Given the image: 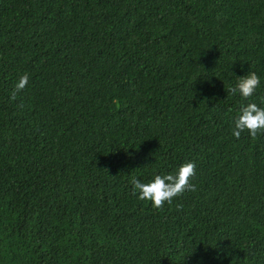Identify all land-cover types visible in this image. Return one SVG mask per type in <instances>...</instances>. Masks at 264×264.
Here are the masks:
<instances>
[{
    "label": "trees",
    "instance_id": "obj_1",
    "mask_svg": "<svg viewBox=\"0 0 264 264\" xmlns=\"http://www.w3.org/2000/svg\"><path fill=\"white\" fill-rule=\"evenodd\" d=\"M262 99L264 0H0V264H264Z\"/></svg>",
    "mask_w": 264,
    "mask_h": 264
},
{
    "label": "clouds",
    "instance_id": "obj_2",
    "mask_svg": "<svg viewBox=\"0 0 264 264\" xmlns=\"http://www.w3.org/2000/svg\"><path fill=\"white\" fill-rule=\"evenodd\" d=\"M28 80L27 74L20 76L14 85L11 99H16L17 93L27 86ZM259 85L260 77L255 72H249L247 75L237 78L236 85L227 91L233 95L239 93L242 99L248 100ZM261 103H264V99ZM245 131L252 139H256L258 134H264V107H260L254 102L240 107L239 114L234 121L232 135L238 139ZM195 174L196 165L189 161L181 164L175 173L155 175L154 179L147 183L133 178L131 181L132 194L141 201L150 202L154 209L162 210L165 204L170 205L174 198L187 191L196 190V186L190 183Z\"/></svg>",
    "mask_w": 264,
    "mask_h": 264
}]
</instances>
